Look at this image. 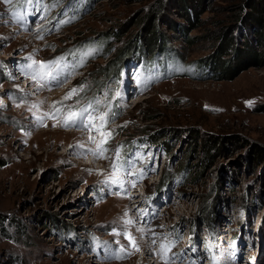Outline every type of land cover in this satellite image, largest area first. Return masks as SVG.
Wrapping results in <instances>:
<instances>
[{"label":"rangeland","instance_id":"1","mask_svg":"<svg viewBox=\"0 0 264 264\" xmlns=\"http://www.w3.org/2000/svg\"><path fill=\"white\" fill-rule=\"evenodd\" d=\"M241 1L0 0V264H264V65H207Z\"/></svg>","mask_w":264,"mask_h":264},{"label":"trees","instance_id":"2","mask_svg":"<svg viewBox=\"0 0 264 264\" xmlns=\"http://www.w3.org/2000/svg\"><path fill=\"white\" fill-rule=\"evenodd\" d=\"M131 2L143 1V0H130ZM207 0H178L174 5L181 10L182 12L181 18H185L188 24L192 28L200 27L202 20L200 18L202 12H204V6ZM163 3L157 4L152 10L149 12V15L153 17L152 28L148 33L147 37L150 36L151 39H156L159 37V31L157 29V22L161 19L160 17V8ZM160 5V6H159ZM173 5V6H174ZM191 9L194 10L191 12ZM235 11V22L239 21V28L244 29L247 33V38L243 37V42L245 46L239 48L235 43V38L233 34V26H226L224 29H221L220 32L217 33V37L219 38V46L217 51V58H213L210 60L207 65L214 70V75L219 79L231 80L238 76L242 71L251 67V66H263L264 65V0H242L239 5H237ZM194 12V13H193ZM235 24V27L238 26ZM183 26V25H182ZM175 29V28H173ZM158 33V34H157ZM185 35L187 36L186 29L184 30ZM110 37L104 38L95 47L102 46L109 40ZM187 39L190 43H193L196 38L188 37ZM162 40V38H160ZM254 40L258 43L259 47L254 48L253 42ZM80 46V45H79ZM78 46V47H79ZM136 47V46H135ZM134 47V48H135ZM147 47V46H146ZM262 47V49H261ZM150 49V46L148 47ZM98 49V48H97ZM160 49H164V46H161ZM151 50V49H150ZM151 53V52H150ZM149 53V54H150ZM128 54V53H126ZM103 56L99 54L98 57ZM124 62V61H123ZM120 62H116L115 65L111 68L112 73L117 74L119 72ZM111 73V74H112ZM111 76V75H110ZM152 142L156 141V139L152 138ZM222 148V144L216 143L214 144V149H212L208 155L206 156L207 162H213V158L216 152ZM254 160L264 159V148L257 147L254 150V154L252 155ZM166 174L164 181L162 183V187H157V190L152 198L149 200L156 202L159 201V194L170 184L171 177ZM163 188V189H162ZM162 189V190H161ZM205 212H208V215L213 214L214 205L211 202H208L206 205Z\"/></svg>","mask_w":264,"mask_h":264},{"label":"snow or ice","instance_id":"3","mask_svg":"<svg viewBox=\"0 0 264 264\" xmlns=\"http://www.w3.org/2000/svg\"><path fill=\"white\" fill-rule=\"evenodd\" d=\"M6 2H7V0H6ZM54 79H55V77H54ZM76 92H77V89H72L69 93H67V95L64 97V99H65V100L70 99V98H71ZM56 111L58 112L59 109H56ZM77 115H78V114H77L76 112H71V111H69L68 114H67V118L64 120V124H65V126H67L70 122L75 123V118L77 117ZM79 115H80L81 117H83V116L86 115V112H81ZM87 119H88V121H89V124H88V125H85V127H91V126H93V125H92V122H93V120L96 119V118L93 117V116H91L90 114H87ZM99 120H100V125L96 128L97 132H101V129L104 128V125H105L106 122H107V121H106V116H105V115H101V116L99 117ZM101 135H102L101 144L106 143V139L103 138V133H101ZM108 135L110 136V133H109ZM90 138H91V137H90ZM115 167H116V166L114 165V168H115ZM110 179H112L114 183L118 182L117 179H116L115 177H110ZM130 222H131V221H129V223H130ZM129 239H131V237H129ZM134 246H135V245H134ZM165 248H166V246L162 244V245H161V249H162V251L165 250ZM137 250H138V249H137Z\"/></svg>","mask_w":264,"mask_h":264},{"label":"bare ground","instance_id":"4","mask_svg":"<svg viewBox=\"0 0 264 264\" xmlns=\"http://www.w3.org/2000/svg\"><path fill=\"white\" fill-rule=\"evenodd\" d=\"M91 261V260H90ZM89 262V259L88 260H83L82 262H81V264H87Z\"/></svg>","mask_w":264,"mask_h":264}]
</instances>
